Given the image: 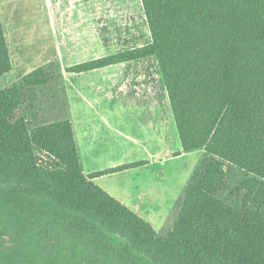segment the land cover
Instances as JSON below:
<instances>
[{
	"label": "trees",
	"instance_id": "obj_1",
	"mask_svg": "<svg viewBox=\"0 0 264 264\" xmlns=\"http://www.w3.org/2000/svg\"><path fill=\"white\" fill-rule=\"evenodd\" d=\"M139 1L147 45L66 71L155 60L182 153L207 159L174 228L158 235L93 181L138 163L83 173L49 61L0 91V264H264V0ZM11 70L0 25V78Z\"/></svg>",
	"mask_w": 264,
	"mask_h": 264
},
{
	"label": "rangeland",
	"instance_id": "obj_2",
	"mask_svg": "<svg viewBox=\"0 0 264 264\" xmlns=\"http://www.w3.org/2000/svg\"><path fill=\"white\" fill-rule=\"evenodd\" d=\"M0 17L14 69L0 78V91L43 64L56 61L72 123L84 125L81 116L91 113L94 121L90 122L99 123L101 134L105 130L100 123H110L123 133L122 137L102 136L95 142L90 138L84 145L80 139L84 168L99 171L138 162L141 167L128 174L103 176L95 184L127 208L141 204L137 215L158 235L166 236L177 221L185 186L207 159L203 150L182 153L155 60L113 65L83 75L66 71L147 45L151 36L140 1L0 0ZM161 125L166 141L159 144L156 135ZM154 149L161 153L158 159ZM232 191L230 185L219 197L233 203ZM152 195L157 196L153 206L147 201ZM3 225L0 222L2 235Z\"/></svg>",
	"mask_w": 264,
	"mask_h": 264
},
{
	"label": "crops",
	"instance_id": "obj_3",
	"mask_svg": "<svg viewBox=\"0 0 264 264\" xmlns=\"http://www.w3.org/2000/svg\"><path fill=\"white\" fill-rule=\"evenodd\" d=\"M0 25H1L2 29H3V24L1 22V19H0ZM7 48H8V45H7ZM8 52H9V48H8ZM13 70L14 69H13V66H12V71ZM83 74H86V73H82V75ZM78 75H81V74H78ZM86 100H88V99H86ZM100 115H102V114H100ZM92 116L93 115L91 113H84L81 116V118H83L85 121H84V125H81V126L78 125V124H76V123H72V120H71L73 132H74V138H75V141H76V146H77V149H78V154H79L80 162H81V165H82V170H83V173L85 175L92 174V173H96V172H100V171H104V170L111 169V168H114V167H110V168L103 169V170H99V171H95L93 169H91V170L90 169H87L86 170L84 168V162H83V158H82L81 151H80L79 140L81 139V142L84 145V144L87 143L88 139H90V138L92 139V141L95 142L97 140H101L102 139V136L103 137H109V136H113V134H115L116 136H119V137H122L123 136V133L119 129L113 127L110 123H100L101 124L100 126H102L104 128V130H105L104 131V135L101 134V132L98 129V127H99L98 124L99 123H92V122H90V121H94V120H92V118H93ZM70 119H71V110H70ZM148 135L152 138V139H150V142H153L154 143V140H153V137H152L153 135L149 131H148ZM156 136H157V140L159 139L158 140L159 144H161V143H163V142L166 141V132L165 131L163 132L162 125L160 126L159 136L158 135H156ZM145 143L147 144V142H145ZM156 152H157V154H156L157 156H154V158L156 157V159H158V157H161V155H160L161 153L158 154L159 151L157 149H154V152L153 153H156ZM175 157H177V156H175ZM87 160L89 161V157L88 156H87ZM134 163H138V162H134ZM128 164H132V163H128ZM124 165H126V164H124ZM118 166H121V165H118ZM115 167H117V166H115ZM138 167H141V166H138ZM138 167L130 168V169L124 170L122 172H118V173H114V174H109V175L128 174L130 171H132V170H134V169H136ZM109 175H103V176H109ZM103 176H99V177L95 178L93 180L94 183H95L96 180H98L99 178H101ZM147 201H148V204H150L151 206H153L156 203V201H157V196L156 195H152L150 197H147ZM128 209H130V208H128ZM130 210L133 211L134 213L138 214L142 210V205L139 204V203H136V204L132 205V207H131Z\"/></svg>",
	"mask_w": 264,
	"mask_h": 264
}]
</instances>
